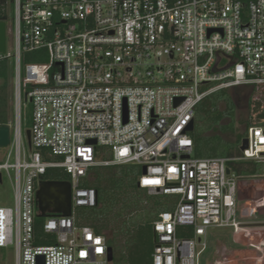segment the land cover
I'll list each match as a JSON object with an SVG mask.
<instances>
[{
	"label": "built area",
	"instance_id": "2783aa9c",
	"mask_svg": "<svg viewBox=\"0 0 264 264\" xmlns=\"http://www.w3.org/2000/svg\"><path fill=\"white\" fill-rule=\"evenodd\" d=\"M13 6V24L6 21L12 34L0 53L14 58L0 184L7 177L14 203H0V248L14 246L15 264H38L39 256L45 264H112L106 235L76 224V208L97 203L96 190L83 181L99 165L146 166L138 185L176 197L154 222L153 264H199L209 229H249L243 219L257 210L240 208V177L227 170L231 160L264 163V123L246 128L240 157L194 155L188 127L198 103L219 88L245 86L252 116L264 108V0H13ZM31 51L47 61L22 63ZM23 86L33 105L31 145L22 127ZM53 167L69 175L72 213L43 218L55 242L35 244L36 193ZM181 228L193 235H181ZM253 245L263 251L264 239Z\"/></svg>",
	"mask_w": 264,
	"mask_h": 264
},
{
	"label": "trees",
	"instance_id": "16d2710c",
	"mask_svg": "<svg viewBox=\"0 0 264 264\" xmlns=\"http://www.w3.org/2000/svg\"><path fill=\"white\" fill-rule=\"evenodd\" d=\"M13 0H0V20L11 19L9 8ZM39 51L22 54V63L38 61ZM14 58L0 59V125H7L11 118ZM234 88H219L198 103L195 111V128L192 131L194 151L198 157H240L242 139L246 128L264 123V108L249 110L245 129L238 131V113ZM23 95L28 87L22 88ZM24 100V98H23ZM22 116V127H23ZM234 137V138H233ZM108 158V157H107ZM231 171L238 177L264 176V164L252 159L231 160ZM142 169L139 164H110L93 167L84 179L83 186L94 188L97 203L93 207L76 208V224L88 225L98 234H105L108 245L113 248L112 264H153L152 254L156 245L154 222L159 214L171 210L176 197L151 194L138 185ZM47 181H67L68 173L60 167L49 168L42 176ZM44 219L35 217V244H51L55 235L43 229ZM181 235H193L191 230L181 228Z\"/></svg>",
	"mask_w": 264,
	"mask_h": 264
},
{
	"label": "rangeland",
	"instance_id": "374dc122",
	"mask_svg": "<svg viewBox=\"0 0 264 264\" xmlns=\"http://www.w3.org/2000/svg\"><path fill=\"white\" fill-rule=\"evenodd\" d=\"M8 12L11 19H9L7 23L8 26H11L14 18V6H11ZM10 43L8 49H11ZM38 58V61H47L46 55L42 54L38 56ZM11 85L12 90H14V79L11 80ZM235 98L237 99V96H235ZM260 103L264 106V98L260 100ZM32 113V103L24 99L22 116L24 120L23 130L25 136L26 130L30 129L32 126ZM237 113L239 119L237 125L238 131L243 132L245 129L244 122L249 119L248 107L245 104H239ZM11 118H13L12 107ZM242 120H244V122ZM239 186L240 208L255 207L257 210V213L253 216L245 217L243 220L250 223H264V176L240 178ZM0 203L5 205H13L14 203L13 188L7 177H4L3 183L0 184ZM248 228V230L239 232H234L232 228L209 229L207 247L199 256V264H216L217 260L223 261V264H264V250L261 251L253 245L259 244L260 241L264 239V224H252L248 225ZM200 248L201 247L198 246V250ZM260 257L263 258L261 262H259ZM0 264H15V248L13 245L0 248Z\"/></svg>",
	"mask_w": 264,
	"mask_h": 264
},
{
	"label": "water",
	"instance_id": "95a60500",
	"mask_svg": "<svg viewBox=\"0 0 264 264\" xmlns=\"http://www.w3.org/2000/svg\"><path fill=\"white\" fill-rule=\"evenodd\" d=\"M12 34V28L8 27L6 21L0 20V53H6L7 40ZM25 101L31 102L28 94H24ZM195 128V120H193L189 127V131ZM26 137L28 144L31 145V130H26ZM94 143L96 141L94 140ZM10 144V127L7 125H0V147H6ZM248 147V138L242 139L240 149L243 151ZM143 172H146V166L142 167ZM230 173V168H228ZM0 182H2V174L0 173ZM38 200V216L45 218L49 215H64L69 216L72 213V187L69 181H42L36 193ZM108 259L113 261L114 253L111 246L108 247ZM38 264L44 263V256H39Z\"/></svg>",
	"mask_w": 264,
	"mask_h": 264
},
{
	"label": "flooded vegetation",
	"instance_id": "af4514ba",
	"mask_svg": "<svg viewBox=\"0 0 264 264\" xmlns=\"http://www.w3.org/2000/svg\"><path fill=\"white\" fill-rule=\"evenodd\" d=\"M232 94L235 98L237 96V99L235 98V103L237 105V108L239 104H245L248 107V98H249V90L245 86L236 87L232 90Z\"/></svg>",
	"mask_w": 264,
	"mask_h": 264
},
{
	"label": "crops",
	"instance_id": "0c3cea01",
	"mask_svg": "<svg viewBox=\"0 0 264 264\" xmlns=\"http://www.w3.org/2000/svg\"><path fill=\"white\" fill-rule=\"evenodd\" d=\"M240 214H241V211H240ZM42 218V217H41ZM246 224H248V225H255V224H264V223H250V222H246ZM252 229V228H251Z\"/></svg>",
	"mask_w": 264,
	"mask_h": 264
}]
</instances>
